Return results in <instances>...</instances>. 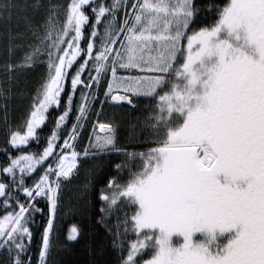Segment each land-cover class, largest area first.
Wrapping results in <instances>:
<instances>
[{
    "label": "snow or ice",
    "instance_id": "obj_1",
    "mask_svg": "<svg viewBox=\"0 0 264 264\" xmlns=\"http://www.w3.org/2000/svg\"><path fill=\"white\" fill-rule=\"evenodd\" d=\"M46 10L40 25L20 17L34 41L20 62L12 55L24 33L7 37L6 81L44 57L47 78L23 126L5 124L6 144L23 151L38 138L49 108L60 106L69 78L71 93L78 85L95 91L81 90L76 122L59 154L55 130L41 153L12 156L5 149L0 264H33L29 225L37 213L46 216L38 264H48L56 247L61 181L71 179L81 156L70 141L77 139L92 102L103 104L100 82L109 71L105 99L132 105L131 93L154 102L145 126L156 146L122 152L128 159L115 165L116 175L99 192L98 223L120 251L119 264H264V0H213L207 5L199 0H68ZM20 12L17 0L0 3L6 24ZM86 25L91 31L81 48ZM74 63L78 66L70 74ZM90 63L95 75L89 73L85 83L82 73ZM118 68L146 74L121 77ZM120 89L125 95H112ZM72 104L69 94L56 129L68 119ZM99 128L107 134L97 136L82 155L121 154L113 126L101 123ZM50 157L55 160L44 174L27 185L25 178ZM37 198L45 199V208L37 207ZM79 234L72 226L67 239L75 241Z\"/></svg>",
    "mask_w": 264,
    "mask_h": 264
},
{
    "label": "trees",
    "instance_id": "obj_2",
    "mask_svg": "<svg viewBox=\"0 0 264 264\" xmlns=\"http://www.w3.org/2000/svg\"><path fill=\"white\" fill-rule=\"evenodd\" d=\"M3 2L4 0H0V3ZM17 2L21 5L19 15H14L7 24L0 17V88H8L7 92H0V167L6 164V148L8 154L12 156L41 153L47 146V140L51 138V133L54 130L57 131L59 137L56 149L58 152L60 150L59 145H62L63 140L67 137L68 130L71 128L76 115L77 92L85 88L84 85H78L76 92L71 93L69 78L64 83L60 106L50 107L46 113L45 123L38 130V138L31 140L27 146H23V151L9 148L6 144L8 135L5 124L7 123L8 128L23 126L24 118L34 102L37 90L47 78V58L44 57L35 63L31 70L19 74L16 79L6 81L3 65L9 59L8 34L24 33V37L16 41L20 47H17L12 55L14 61L20 62L25 53L30 51L28 46L34 42L31 34L26 33L24 21L20 17H31L34 24L40 25L47 17V8L66 4L68 0H17ZM96 2L109 4L110 0H96ZM212 2L213 0H199L201 5ZM216 2H220V0H216ZM37 4L41 7L34 9L32 6ZM89 15H91L90 11ZM90 31L91 28L86 25L83 29L84 38L80 41L81 48H86ZM77 66L78 64L74 63L73 68L68 70L69 73L74 74ZM89 73L91 72L88 70L82 73V79L85 83L88 82ZM103 92L100 89L99 101H103ZM69 94L73 95L70 115L62 128L56 129V119L67 108V96ZM132 101V105L127 103L112 104L105 100L103 104L93 101L91 110L83 122L79 137L74 144L75 150L81 153L77 169L74 170L70 180L61 181L60 208L57 213L56 230L53 237L56 247L53 254L48 257V264H119L120 251L113 247L112 237L104 226L98 223L100 219L99 208L101 207L99 192L106 184L107 179L116 175L115 165L128 159L122 152H147L151 147L156 146L152 143V138L145 126V121L153 114L152 105L154 102L144 97L132 99ZM101 123H109L113 126L116 145L121 150V154L110 152L95 157L90 155L85 158L82 155L83 150L89 147L90 142L99 136L95 129ZM52 160L53 157H50L42 167H38L34 173L27 176L25 178L26 184L33 185ZM0 179H3L2 175H0ZM37 199L39 200L37 207L45 208L46 201L41 198ZM3 215L4 209L0 207V217ZM45 223L46 216L37 213L34 216V222L29 225L33 231V240L29 252L33 264H38L40 234ZM72 226H76L80 232L75 241L67 239Z\"/></svg>",
    "mask_w": 264,
    "mask_h": 264
},
{
    "label": "rangeland",
    "instance_id": "obj_3",
    "mask_svg": "<svg viewBox=\"0 0 264 264\" xmlns=\"http://www.w3.org/2000/svg\"><path fill=\"white\" fill-rule=\"evenodd\" d=\"M115 2V0H111L110 1V4H112V3H114ZM119 15V17L120 18H122L123 17V9H121V11H120V13L118 14ZM100 35H103V30H102V28L100 29ZM94 43L96 44V46L97 47H99V39L97 38L96 40H94ZM88 71H90L91 72V75H95V71H94V68H93V66H92V64L90 63L89 64V66H88ZM146 73H141L138 69H117V75L118 76H121V77H129V76H138V75H145ZM108 80H111V73H110V71L108 72V74H107V76L106 77H104V76H102V79H101V82H100V88H99V91H100V89H102V91H106L107 90V81ZM88 82H89V78H88ZM91 91H95V89L93 88V89H89V88H84L83 89V92L85 93V94H87L88 92H91ZM78 93V95H77V97H78V105H79V103L81 102V91H79V92H77ZM112 95H125V92L123 91V89H120V90H114L113 92H112ZM128 95H130L131 96V99H133V100H135L136 98H140V97H137V96H135V95H131V93H129ZM107 101V102H110V103H112V104H125V102L126 101H113V100H111V98L109 97V98H107V99H105V97H104V95H103V101ZM78 105H77V108H76V111H75V117H74V120H73V122H72V126H73V124L76 122V116L78 115ZM92 105H93V102H92V104H91V107H92ZM91 107H90V110H91ZM49 110H50V108H49ZM48 110V111H49ZM88 114H89V112H88ZM88 114H87V116H88ZM84 122V121H83ZM72 126H71V128L68 130V133H67V137L65 138V139H67L68 138V134L72 131ZM81 130V129H80ZM95 132L100 136V137H102V136H104V135H106L107 133H106V131H102V130H100V128H99V125H97L96 126V129H95ZM78 137H79V135H78ZM77 137V138H78ZM77 140V139H76ZM76 140L75 141H70V143H73V144H75V142H76ZM62 144H63V142H62ZM59 152H60V150L57 152V154H59ZM55 160V157H53V160H52V162ZM55 166V164L53 163V167ZM47 168V167H46ZM46 168H44V170L46 169ZM44 174V171L42 172V174L41 175H43ZM40 175V176H41ZM38 179H39V177L35 180V181H38ZM34 181V182H35ZM63 181V180H62ZM41 199H43V198H41ZM43 200H45V199H43Z\"/></svg>",
    "mask_w": 264,
    "mask_h": 264
}]
</instances>
